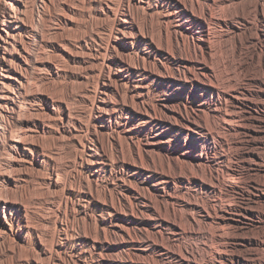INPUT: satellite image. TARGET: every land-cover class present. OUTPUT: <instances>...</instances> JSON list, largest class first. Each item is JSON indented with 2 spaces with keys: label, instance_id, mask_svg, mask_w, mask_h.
I'll return each mask as SVG.
<instances>
[{
  "label": "bare ground",
  "instance_id": "bare-ground-1",
  "mask_svg": "<svg viewBox=\"0 0 264 264\" xmlns=\"http://www.w3.org/2000/svg\"><path fill=\"white\" fill-rule=\"evenodd\" d=\"M259 28L264 44V0H0V264L1 254L18 264L62 259L65 221L78 207L67 177L81 181L86 152L93 181L96 165L113 160L135 175H146L144 162L154 169L153 186L126 188L111 205L107 264H264ZM193 97L206 110L195 120L183 114ZM160 149L166 167L200 174L193 190H178L176 175L157 169ZM41 168L47 174L34 179ZM214 171L222 172L216 180ZM31 180L52 217L32 211ZM247 185L257 193L238 210ZM30 237L32 260H22Z\"/></svg>",
  "mask_w": 264,
  "mask_h": 264
},
{
  "label": "rangeland",
  "instance_id": "rangeland-1",
  "mask_svg": "<svg viewBox=\"0 0 264 264\" xmlns=\"http://www.w3.org/2000/svg\"><path fill=\"white\" fill-rule=\"evenodd\" d=\"M256 35L258 37L257 41H258L259 51L264 57V44L262 43L263 41L262 28L258 29V32ZM256 35L254 34L255 38H254V41L251 42L252 44L255 43ZM249 45L251 44L249 43ZM175 66L176 65H173V67ZM261 70L262 68H260V71ZM59 86L60 85H57V87ZM83 87L84 86L78 87L75 89V91L77 92L84 91L85 88ZM79 88L80 89L82 88V89L79 90ZM194 99L195 98L193 97V99L190 102H188L187 109L183 110L184 116L190 118L191 120L200 118L201 115H203V113L206 111L202 107V105L201 106L196 105ZM258 101H259V106H261L260 107L261 111L260 113L254 114V115L256 117L257 116L261 117L264 114L262 112L263 107H264V101L259 100V99ZM168 103L169 105L176 107V104H174L173 102H168ZM244 103H245L244 109H246V111H252V113H255L257 104L251 102L249 98H245ZM158 114L160 115L157 116L158 118H156V120H159V116L161 115L166 116V113L164 115L163 112L158 113ZM123 116L124 117L129 116V120L131 121L132 126L134 124L136 125L138 122V118L128 115V112H125ZM98 127L100 131L99 138L101 140L106 139V137H108L106 133L107 131L101 126V124H99ZM144 127L145 129H148L150 125H146ZM112 137L115 138V135H112ZM92 138H93L92 133H88L85 136V139L88 141H91ZM116 138H117V134H116ZM122 140L125 141L124 137H122ZM138 140L144 141L145 140L144 135L140 134ZM123 143L124 145H126L127 142H123ZM218 144L219 143L217 141V146H219ZM156 148L158 149V145H156ZM72 150H73V145L70 144L69 146H67L65 152L69 154L72 152ZM96 151L100 154L103 153V149H101V145L97 137H96ZM219 151H221V149L218 147L217 152ZM160 152L162 154L158 153V156H156L155 158V162L158 167L157 169L163 170L164 172H170V173L175 174L176 175L175 185L178 190L185 189V186L193 190V188L196 185L194 182L195 176H198L200 174L197 171L190 173L189 171L185 169L182 163H181L182 168L180 169H177L174 163L170 165V168L166 167V159L164 157L163 150L160 149ZM115 153L113 154V157H115ZM159 154L161 156H159ZM142 155L144 156V150L142 151ZM210 156H214V153H211ZM86 158H87V152L83 154L84 163L82 167L81 181L79 182L75 178L74 173L70 174L67 177V181H68L67 185L69 187L74 188L75 191L78 193V197L74 196V201L76 205H78V207L71 205V209L77 212L76 220H74V222H73V219L70 221L69 220L65 221V223L68 226L67 233L69 235L70 245L66 247L64 251L62 252L63 253L61 257L62 259H59V258L54 259L51 264H81V263L82 264H98L100 254H102L103 258L105 259V264H107L108 263L107 260L111 256L110 254L111 251L109 248H110V243L112 240V235H111L112 233V227H111L112 225L111 224V207H112L111 205L112 203L115 201V198L119 197L121 198V200L125 198L126 188H129V187H139L140 188L144 186L151 187L154 185V182H155L154 181L155 179L153 177L154 169L149 168V166L145 162L143 164L147 170V173L146 175L141 176V175H135L133 172L129 171L127 168H123V166L117 160H113V163H109L107 166L96 165V170L99 172L100 177L99 178L96 177V181H93L91 178H89L90 171L88 170V166L86 164L87 163ZM176 170L179 171L178 175L176 174ZM45 171L46 170H44V168H41L40 170H36V174L34 175L33 178L37 179L39 178V176L41 177L45 176L47 174V171L46 172ZM219 174H222V172L219 173L218 171H214L215 180L218 178ZM171 176L173 175L171 174ZM183 181H187L188 184H185ZM37 184L38 183L33 180L29 185L30 195H33L35 200L38 199L37 202L33 201L36 203V205L33 206L34 208H32V211H34V213H37V214L43 213L48 217H52V215H48V212H45L43 208L44 196L42 192H39V190L37 191L38 189ZM161 186L166 187L167 182H164V184ZM256 191H257L256 189H253V186L247 185L246 190L244 189L237 193L236 195L237 201L235 202L234 205L235 206L237 205L238 210H240L243 206L244 207L246 206L245 204H247L248 200H250V195L252 193H255ZM37 192H39L40 194ZM39 197H40V200H39ZM187 199L196 200L201 204L203 203V201H205V203H215L216 201V198H214V196L209 197V199L206 197L203 200L202 198L199 199V198L194 197L193 195H188ZM53 217H56V216L53 215ZM60 221H62V217L60 218ZM243 222L244 224L249 223L248 221H245V220ZM120 224L125 226V222L123 221H121ZM55 226L56 225L54 223L49 225V227L47 228L48 232L55 231L56 230ZM240 226H243V225H240ZM91 229L95 231L96 234L92 235ZM102 230H104L105 234L101 233ZM29 241H30L29 242L30 248L25 247L21 250L20 257H22V260L23 259L25 260L27 255L30 254L29 252H30V249H32L34 246L35 238L30 237ZM1 255H2L1 262L3 264H8L10 261H14L13 264H18V261L16 259L17 257L15 258L14 256V259H15L14 260L12 258L13 257L12 254H1ZM29 259L32 260L30 258V255H29Z\"/></svg>",
  "mask_w": 264,
  "mask_h": 264
}]
</instances>
